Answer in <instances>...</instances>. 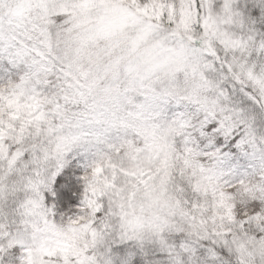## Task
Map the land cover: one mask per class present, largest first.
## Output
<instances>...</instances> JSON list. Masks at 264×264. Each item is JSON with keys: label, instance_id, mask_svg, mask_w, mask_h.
Returning <instances> with one entry per match:
<instances>
[{"label": "snow or ice", "instance_id": "obj_1", "mask_svg": "<svg viewBox=\"0 0 264 264\" xmlns=\"http://www.w3.org/2000/svg\"><path fill=\"white\" fill-rule=\"evenodd\" d=\"M0 264H264V0H0Z\"/></svg>", "mask_w": 264, "mask_h": 264}]
</instances>
